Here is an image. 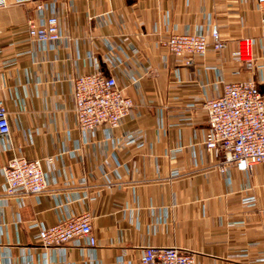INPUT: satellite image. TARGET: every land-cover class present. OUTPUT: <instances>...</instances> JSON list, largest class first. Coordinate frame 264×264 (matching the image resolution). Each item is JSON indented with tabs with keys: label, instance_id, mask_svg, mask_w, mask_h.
<instances>
[{
	"label": "crops",
	"instance_id": "crops-1",
	"mask_svg": "<svg viewBox=\"0 0 264 264\" xmlns=\"http://www.w3.org/2000/svg\"><path fill=\"white\" fill-rule=\"evenodd\" d=\"M5 2L0 98L11 133L0 140V186L2 167L19 155L41 161L59 196H29L23 205L0 207V258L141 264L145 248L154 246L193 252L196 264H264V162L251 172L215 167L202 144L207 115L197 107L219 97L225 82L253 80L264 96V15L257 1ZM49 16L59 19L61 38L32 41L28 22L43 26ZM214 27L226 46L194 56L191 66L161 45L172 34L210 36ZM244 38L252 39L253 68L238 58ZM97 70L114 77L135 106L118 128L84 132L74 112V82ZM83 176L102 186L97 200L57 207L63 184ZM83 211L94 216V254L38 244L31 224L48 226Z\"/></svg>",
	"mask_w": 264,
	"mask_h": 264
},
{
	"label": "built area",
	"instance_id": "built-area-1",
	"mask_svg": "<svg viewBox=\"0 0 264 264\" xmlns=\"http://www.w3.org/2000/svg\"><path fill=\"white\" fill-rule=\"evenodd\" d=\"M256 1L258 12L264 15V0ZM15 2L25 4L34 0ZM5 6L7 3L3 0L0 8ZM36 10L43 12L42 2L36 3ZM262 21L264 22V17ZM28 34L29 38L36 42L57 41L61 38L59 19L56 16H49L43 26L30 20ZM161 45L171 54L181 58L186 65L191 66L194 63V56H205L210 49L220 52L226 46V42L218 28L214 27L210 36L203 33L172 34L162 39ZM238 58L250 68L254 67L251 38H244L238 42ZM74 102L79 128L84 132L103 125L112 129L118 128L122 119L135 106L133 99L123 92L116 79L99 70L85 73L75 79ZM197 107L207 115V128L202 144L206 150L213 153L215 167L220 171L235 168L242 172H251L255 165L264 162V96L253 80L225 82L219 97L205 98ZM10 133L9 112L0 98V140L7 138ZM56 160L58 156L50 159L53 168ZM2 172L0 207H6L11 202L23 205L29 196L35 198L45 194L57 198L59 196L57 190L49 184L48 174L38 159L29 160L16 155L2 167ZM55 185L53 184V187ZM63 187L64 200L57 201L59 208L97 200L102 186L92 185L87 177L83 176L65 182ZM93 220L94 216L90 211L71 212L60 216L55 224L43 226L35 222L30 228L37 229V242L44 249L58 248L66 251L69 246H75L94 254L97 239L93 233ZM0 264L16 263L10 258H0ZM27 264L33 263L30 261ZM141 264H196V254L178 247L150 246L145 248Z\"/></svg>",
	"mask_w": 264,
	"mask_h": 264
}]
</instances>
